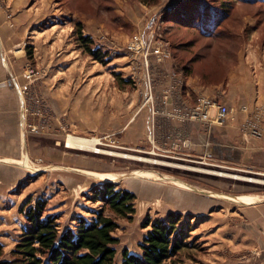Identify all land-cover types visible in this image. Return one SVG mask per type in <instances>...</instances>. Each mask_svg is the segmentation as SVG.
<instances>
[{"label":"rangeland","instance_id":"rangeland-1","mask_svg":"<svg viewBox=\"0 0 264 264\" xmlns=\"http://www.w3.org/2000/svg\"><path fill=\"white\" fill-rule=\"evenodd\" d=\"M78 1H83V5L78 6ZM150 1L77 0L75 5L76 1L72 0L70 5L58 6L62 10L57 14L59 17L47 18L45 22H40L39 28L46 30L52 24H56L57 29L63 28V41H66L59 42L55 49L64 54L72 53L71 59L48 60L49 63L41 65L34 61L33 56L31 59L25 56V64L20 69L15 65L18 62L16 59L8 64L10 84L13 87V82L17 79L16 83L27 88L24 97L34 103L32 110L26 112V121L22 123L27 158L24 168L31 165L34 173L32 175L28 171L26 179L12 188L0 186V263L10 261V253L26 226L21 211L33 207L37 200H42L46 203L45 215L57 217L60 230H65L68 225L69 228L75 226L76 221L73 222V219L78 218L76 215L87 219L95 217L94 214L101 209L102 203L93 201L90 189L111 181L114 182L116 190L128 189L136 197L132 220H117L119 227L114 236L119 243L116 245L115 264L121 263L123 249L131 253L139 252L138 245L147 231L142 229V224L147 217L153 221L165 219L168 213L181 216L182 221L189 227L188 247L176 257L175 264H264V248L261 249L258 245L256 229L248 226L253 221L246 217V213L253 211L255 207H264V185L218 176L216 173L262 182L264 174L240 172L207 164L180 163L174 155H164L153 150L152 139L146 135L151 120L150 104L143 107L144 94L148 87L146 80L150 79L152 89L156 83L159 88L162 77H148L142 71L141 65L144 67V63L150 66L148 61L133 62L132 59L124 58L129 52L127 43L143 34L146 29L143 24L144 28L137 31L134 21L141 14V6ZM156 2L163 4L165 8L148 20L153 17L157 19L159 27L155 30L156 35L163 37L171 56L177 57L176 62L173 61L176 71L180 72L183 67L187 68L190 63H194L192 76L202 78L206 85L222 82L223 71L237 62L234 56L236 53L264 52V0ZM182 5L189 6L194 14L191 19L192 27L189 29L185 28V23L188 22H184L182 26L170 22V15ZM224 7H229L227 17ZM79 15L86 17L84 24L81 23L83 35L92 39L91 48H98L104 53L105 64L94 61L79 48L77 38L73 35V25L79 22ZM2 17L3 22L11 20L9 13L4 12ZM144 20L141 23H145ZM96 22L101 23L105 40L99 39ZM210 22L213 25H209ZM87 23L90 25V34L85 30ZM70 28L72 32H69ZM32 32L31 34H36ZM47 36L54 39L50 32ZM110 41L115 44L112 50L107 45ZM20 46L25 53L31 51L34 54L30 39L26 38ZM127 61L128 67L131 63L136 64L139 75H131L134 70L131 67L126 69ZM26 65L35 69V80L28 81L23 77ZM200 72L203 74L199 75ZM153 99L155 103V92ZM138 106L140 114L144 116L143 120L146 121V133L144 138H140L138 145L134 146L125 140L124 128ZM102 117H113L115 121L118 118V130L116 126L112 129L111 123L107 124L110 126L108 128L103 124L104 129L101 130L102 125L97 122ZM68 136L99 139V149L120 156L98 155L91 150L67 149L65 145ZM47 140L50 142L47 143ZM32 142L37 143L38 150H34ZM53 142L54 160L47 159L45 151ZM121 155L139 157L144 161L122 158ZM67 160L75 162L68 165ZM79 161H86L93 166L103 165L113 173L100 175L83 170L76 172ZM76 175L82 178L83 184L69 185L59 178ZM142 179L152 181L149 182L151 184L156 182L169 189L196 195L201 191L206 192L214 195H203L213 202L204 212L196 213L192 210H197L199 203L193 198H173L166 193L161 200L155 199L159 197L158 191L151 186L150 190L145 184H139L138 181ZM104 214L113 217L107 210Z\"/></svg>","mask_w":264,"mask_h":264},{"label":"crops","instance_id":"crops-1","mask_svg":"<svg viewBox=\"0 0 264 264\" xmlns=\"http://www.w3.org/2000/svg\"><path fill=\"white\" fill-rule=\"evenodd\" d=\"M74 1H76V5L77 0ZM71 2L72 0H0V186L2 187L12 188L26 179L29 175L28 171H31L32 175L34 173L33 166L30 165L24 168L27 158L25 156V133L22 131V123L26 121L27 117L24 109L32 110L34 103H32L31 99L25 98V94L23 95L25 98L24 104L20 103L17 93L10 84L8 66L14 59L18 61L15 63L18 69H20L22 64H25L26 53L20 45L24 43L26 38L30 39L32 43L34 54L32 53L31 57L33 56L37 64L40 62L43 65L49 63L48 60L54 59H71L72 53L64 54L55 49L59 42L66 41H63L65 36L63 28L57 29L58 26L56 24L50 25V28L46 30L39 28L40 22H45L47 18L59 17L57 14H60L62 10L58 9V6L70 5ZM81 4L83 5V1H78V6ZM144 5L141 6V14L134 21V25L137 26L135 29L139 32L144 28V25L146 26L148 19L152 15L165 8L163 4L161 5L158 2ZM4 12L10 14V21L3 22L2 16ZM146 16L149 17L146 18ZM84 17L79 15V22L82 24L86 20V17ZM143 19H145V23H141ZM96 25L99 39L105 40L106 37L102 31L101 23ZM89 26V24L85 25V30L88 33L90 31ZM69 30V32H72V28ZM32 31L36 32V34H31ZM48 32L54 35V39L47 36ZM131 42L127 43V49ZM107 45L112 50L115 44L110 41ZM150 49H156L159 53L155 54L150 50L151 54L146 58L150 66L145 67L144 65L143 67L141 65L142 71L148 77H162L160 81L162 85L159 88L157 83L153 84L155 86L153 91L155 92L156 100L154 107L157 110V115L154 119L150 117L151 120L146 130L147 137L152 139L153 150H157L164 155H174V158L179 160L180 163L207 164L212 167L227 168L240 172H255V174L263 175L264 120L260 118L262 135L259 138L243 134L241 126L244 121L251 119L257 110L264 108V52L242 51L236 53L234 56L237 62L231 64L226 70L224 81L217 85H206V83L204 84L200 81V78L194 76L181 79L175 71L174 59L169 50H167L163 37L159 40H153ZM164 52L168 53V57L162 56ZM143 58H145L143 53L138 52L135 54L129 50L124 59H132L134 62L145 60ZM130 65L129 67L134 70L131 75H139L140 71L136 64L131 63ZM129 67L127 61L126 69L129 70ZM48 72L51 74L50 71ZM176 82H181L180 91L185 104L195 105L196 100L199 98L217 101L229 109L228 117L220 125L211 124L208 121L184 122L171 117L168 113H170L174 105L172 103L162 104V98L167 88ZM140 112L141 110L138 106L134 116L127 120L124 128L125 140L128 144L134 146L138 145L140 138H144L143 136L146 133V121L143 120L144 116ZM84 114L86 115V111ZM212 116L213 114H211ZM99 122L102 125L101 130L104 129L103 124H106L104 125L106 128L110 127L107 125L109 123H111V128L115 129L114 127L118 125V118L115 121L113 117L111 119L102 117L101 121L97 123ZM116 130H118V126H116ZM50 141H53V139L50 138ZM50 141L47 140V143ZM33 144L35 146L34 150H38L37 143L32 142L31 145L33 146ZM21 149H23V152ZM45 151L47 159L54 160V142L50 148L47 146ZM67 162L69 165L75 161L67 160ZM63 163H65V158ZM182 166L189 167L188 165ZM82 170L100 175L113 173L108 171L107 167H103V165L93 166L92 164L88 165L86 161H79L78 168L75 171L81 172ZM59 178L69 185H81V183H84L78 175L73 177L59 176ZM138 182L139 184H145L150 190L151 187L155 188L159 193V197L155 198L158 200H161V197H164L166 193L172 195L173 198H193L196 203H199L197 210H192L196 213L204 212L213 202L210 198L203 195L169 189L156 182H153L156 185L149 183L152 181L143 179ZM171 204L176 206L174 202ZM76 216L78 218L82 217L88 222L92 219ZM246 217L253 221L248 226L254 230L256 229L255 234L258 245L263 249L264 207H255L253 211L246 213ZM74 220L76 221L75 218L73 222H75ZM68 226L66 229L69 228ZM70 228L74 227L70 226Z\"/></svg>","mask_w":264,"mask_h":264},{"label":"trees","instance_id":"trees-1","mask_svg":"<svg viewBox=\"0 0 264 264\" xmlns=\"http://www.w3.org/2000/svg\"><path fill=\"white\" fill-rule=\"evenodd\" d=\"M155 1L151 0L148 3ZM224 8L227 17L229 7ZM191 10L189 6L182 5L170 15V22L176 26L188 22L185 23V28H191L193 24L191 19L194 17ZM209 25L213 24L210 22ZM73 26V35L77 38L79 48L94 61L104 63L106 56L100 49L91 48L92 39L88 35H83L82 24L75 22ZM31 55V51L26 52L30 59ZM173 58L176 62L177 57ZM193 64L190 63L187 68L183 67L181 70L183 74L176 71V65L175 71L184 79L189 78L194 75ZM225 73L226 70L223 71L222 82ZM200 81L205 84L202 78ZM90 192L93 201L101 202L102 207L89 222L82 217L77 218L74 228L60 230L57 217L45 215L46 203L42 200H37L33 207L21 211L26 226L10 253V261H3L0 264H115L116 245L119 243L114 236L119 227L117 220L128 222L132 220L136 197L127 190H116L114 183L93 186ZM105 210L113 217L105 215ZM142 229L147 231L138 245L139 253L131 254L127 249H123L120 264H175L176 257L188 247L189 227L182 221L181 216L174 213H168L165 219L154 221L147 217Z\"/></svg>","mask_w":264,"mask_h":264},{"label":"built area","instance_id":"built-area-1","mask_svg":"<svg viewBox=\"0 0 264 264\" xmlns=\"http://www.w3.org/2000/svg\"><path fill=\"white\" fill-rule=\"evenodd\" d=\"M146 29L143 34L136 36L131 44L128 46V50L131 53L137 54L138 52L143 53L145 55V59L147 61L148 55H150V46L153 40L161 39V36L156 35V28L159 27L158 21L155 17L150 19L146 24ZM158 54V50L153 49L151 52ZM160 56V54H159ZM163 57H168V53L164 52L162 54ZM145 67L147 63H144ZM23 77L28 81H33L37 77V73L35 69H33L30 65H26ZM145 82V81H144ZM148 84L145 96V101L143 103V107L147 104H150V117L154 119L157 115V110L155 109L153 102V89L150 84V79L146 80ZM181 82L172 83L166 90L165 95L162 98V104L165 103H172L174 107L168 113L171 117H175L181 121H208L211 124H222V122L228 117L229 109L225 106L220 104L217 101H212L206 98H199L196 100L195 105H187L183 102L182 94L180 91ZM13 89L18 95V99L20 103L23 105L25 102V98L23 97L24 93L26 92V87H21L16 81L13 82ZM28 110L25 108L24 113L26 114ZM211 114L213 116L211 117ZM168 115V116H169ZM260 118L264 120V108H261L256 111L251 119H247L241 126V132L245 135L259 138L262 135V131L260 128ZM33 129V128H32Z\"/></svg>","mask_w":264,"mask_h":264},{"label":"bare ground","instance_id":"bare-ground-1","mask_svg":"<svg viewBox=\"0 0 264 264\" xmlns=\"http://www.w3.org/2000/svg\"><path fill=\"white\" fill-rule=\"evenodd\" d=\"M98 145H101L99 139H84V138H75V137H72V136H68V139L66 141L65 147L70 148V149H74V150H80V151H90L91 150L95 154H98V155H107V156H115V157L120 156L117 153H113L111 151H106V150H103V149H99L97 147ZM121 157L122 158H126V159H131V160L144 161L143 159H141L139 157H134V156L121 155ZM216 174L218 176L231 177V178H234V179H237V180L246 181V182H249V183H258V184H263L264 185V182L256 181V180H253V179H250V178H242V177H238V176H235V175H233V176L231 175L230 176V175H226V174H223V173H216ZM108 182H111V181H108Z\"/></svg>","mask_w":264,"mask_h":264},{"label":"water","instance_id":"water-1","mask_svg":"<svg viewBox=\"0 0 264 264\" xmlns=\"http://www.w3.org/2000/svg\"><path fill=\"white\" fill-rule=\"evenodd\" d=\"M133 177V176H132ZM180 182V181H179ZM104 183H114V182H104ZM182 183V182H181ZM194 191H196V189H194ZM200 192V191H199ZM199 194H202V195H206V196H208V197H213L214 195H211V194H209V193H206V192H200Z\"/></svg>","mask_w":264,"mask_h":264}]
</instances>
